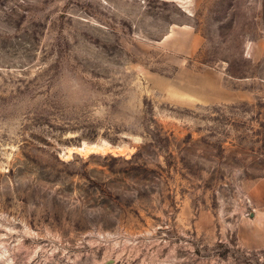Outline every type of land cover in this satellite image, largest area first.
<instances>
[{
	"label": "rangeland",
	"instance_id": "obj_1",
	"mask_svg": "<svg viewBox=\"0 0 264 264\" xmlns=\"http://www.w3.org/2000/svg\"><path fill=\"white\" fill-rule=\"evenodd\" d=\"M0 264H264V0H0Z\"/></svg>",
	"mask_w": 264,
	"mask_h": 264
},
{
	"label": "crops",
	"instance_id": "obj_2",
	"mask_svg": "<svg viewBox=\"0 0 264 264\" xmlns=\"http://www.w3.org/2000/svg\"><path fill=\"white\" fill-rule=\"evenodd\" d=\"M203 92L204 93L202 94L200 89H195L193 93L199 94L200 96L203 95L204 98L209 99V101L211 102L213 101V98L216 96L215 94L213 95L211 91H210L211 93H208V90H205ZM223 94H224V97H223L224 99L220 98L219 100H223V102L226 104H234V103H238V101H240V103L243 104L246 98L248 101L252 100V98L248 95V90H244V88H241L240 91L233 89V88L227 89V90L225 89ZM217 97L219 98L218 95Z\"/></svg>",
	"mask_w": 264,
	"mask_h": 264
}]
</instances>
